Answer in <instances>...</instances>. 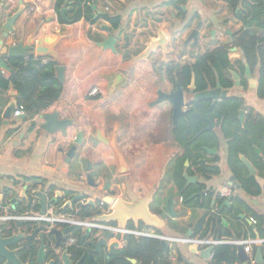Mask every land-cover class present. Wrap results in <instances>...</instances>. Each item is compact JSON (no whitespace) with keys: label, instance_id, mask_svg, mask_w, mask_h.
<instances>
[{"label":"crops","instance_id":"crops-1","mask_svg":"<svg viewBox=\"0 0 264 264\" xmlns=\"http://www.w3.org/2000/svg\"><path fill=\"white\" fill-rule=\"evenodd\" d=\"M12 1L17 4V0ZM24 1L29 3L30 9L25 11L17 22L18 26L23 27L24 39L27 40L34 35V42H37L43 36L47 46L61 40L57 47L61 63L57 65L66 67L65 82L61 97L40 115L30 119L24 114L25 119H13L9 125H5L1 118V112L10 100L9 91L0 92V101H2L0 195L4 196V203L0 202V208L4 209L0 210L25 211L29 202L23 192L25 191L28 196V192L33 193L45 187L52 190L51 197H54L56 192H61L64 202L72 195L95 193L93 190L99 192L101 198L107 197L109 193L104 188L108 181L111 183L110 190L120 187L115 175L117 161L113 149L98 141L96 137L99 135L107 140L111 139L116 129L117 143L133 164L132 174L128 179L130 187L139 196L154 192V202L150 210L158 217L163 214L162 208L171 196L175 202L174 211L178 215L174 219L167 217L162 229L146 227L142 222L138 227L131 223L129 229L133 225L134 231L148 233L152 235L149 238L155 239L186 237L188 231L192 232V238L216 239L214 235L203 238L202 234L212 214L222 215L221 207L226 199L219 196V191L224 186H231L230 180L235 177L228 162L229 141L221 133L218 122L212 121L216 124L213 131L219 135V146L207 148L217 151L211 154L206 149V156L201 163L218 156L221 174L205 178L195 170L189 176L198 177L197 183L205 189L206 195L212 193L214 199L209 208L199 206L204 202L207 203V200L203 199H195L193 206L187 207L181 202L183 191L175 182L172 173H175L179 162H183V166L184 164L186 166V163L192 161H185L186 152L174 139L173 106L167 102L158 105L154 103L158 99L160 89L169 92L172 88L167 78L169 68L174 67L176 72H180L184 67L195 64L199 56L218 47L228 46L231 48L229 53L231 68L240 76L241 86H235V79L232 73H229L234 81V87L222 89L228 91L227 97L244 99L245 106L242 110L245 113L244 122L251 110L264 117V89L259 91L258 74L256 71L252 72L258 87L251 88L245 74L247 63L241 50L233 47V35L243 29V23L236 19L226 0H188L184 6L173 5V0H99L92 6L93 20L81 19L76 23L67 22L73 16L70 6L64 7L68 9L65 13L66 19L63 18L62 13L56 11L58 0H44L41 3L37 0ZM73 1L75 3V0H70L69 4ZM243 1H246L244 8L247 9H252L255 3L261 1L264 5V0ZM262 4L260 7L263 6ZM105 16L114 19L117 25L107 20ZM199 23H203V27L199 42L196 44L189 38ZM252 31L264 36V32L257 29ZM160 32L170 39L167 55L164 56L162 49H159L147 61L134 63L132 59L143 52L146 45L157 38ZM111 37L116 40L115 51L100 46L104 40ZM14 41L8 40V44ZM31 58L35 59L27 57L24 60L28 61ZM5 60L9 62V59ZM42 60L45 63L52 61ZM112 72H120L129 83L112 98H108L107 81L104 77ZM156 72H161L157 76L158 80L163 79L164 86H154ZM9 73V70H3L5 78L9 77ZM96 88L99 89V94L91 95L92 90ZM191 104H187V111ZM52 113H58L61 120L73 123L67 129V137L61 131L47 134L41 129L44 123L41 119L42 115ZM12 130L13 133L9 135ZM79 132L83 133V143L77 147L76 158L67 162V154L75 146ZM260 151L262 156L263 152ZM87 159L93 163V172L89 174L95 177L98 190L87 184L88 173L85 171ZM256 170L257 175L254 177L261 187V194L249 196L242 187L240 190L232 186L231 188L233 195L240 196L250 209L264 215V173L261 175L257 168ZM103 173L108 174V177H104ZM127 177L126 174L124 178ZM184 180L183 190H186L192 183L185 187L186 179ZM236 181L241 186L237 179ZM35 182L40 183L37 188H34ZM125 193L126 187L122 186L116 198L124 197ZM219 197L223 199L221 203L218 201ZM12 199L16 200L13 204H11ZM36 201L35 199L34 202ZM232 204L231 202V207ZM100 208L103 212L109 210V207L105 206ZM225 209L229 208L225 207ZM238 209L237 218H234L235 212L222 215L224 232L230 230L233 233L235 231L241 233L248 228L255 231L256 221L247 211L241 207ZM38 212L40 210L26 214ZM241 215L245 217L241 218ZM247 220L253 221L254 228ZM29 225L40 226L35 222H30ZM157 231H160L161 235H157ZM84 234L85 231L80 228V231L69 234V237L77 239ZM123 237L125 236H115L108 243L118 242L119 248H122ZM206 248L200 246L201 251ZM169 252L172 264H210L211 262L200 255L190 253L189 246L184 244L170 243ZM108 253V247H105L102 249V255L98 254L102 257Z\"/></svg>","mask_w":264,"mask_h":264},{"label":"trees","instance_id":"trees-1","mask_svg":"<svg viewBox=\"0 0 264 264\" xmlns=\"http://www.w3.org/2000/svg\"><path fill=\"white\" fill-rule=\"evenodd\" d=\"M99 0H75V3L70 5V0H58L56 4V11L60 14L62 9L70 6V12L73 14L67 22L76 23L81 19L93 20L92 6ZM188 0H173L172 4L175 6H184ZM230 10L234 13L236 19L243 23V29L233 35V47L241 50L246 63L250 66L252 72H257L260 80L259 91L264 89V36L253 32V29L264 32V5L261 2L255 3L252 9L244 8L245 2L243 0H226ZM261 4L263 5L262 7ZM107 20L115 23L116 21L108 16ZM63 19V18H62ZM64 21V19H63ZM231 48L228 46L218 47L215 50L199 56L192 66L184 67L180 72H176L174 67L169 68L167 78L174 85L176 81L180 83L181 87L187 89L191 84L192 75L196 79L197 91L202 92L211 88H216L217 83L221 84L224 89H231L234 87V81L231 74V62L229 53ZM9 70V77L5 78L3 69H0V92H7L12 87L18 91L17 102L19 106L24 107L25 114L28 118L33 119L40 115L46 108L56 102L63 93V84L56 77L57 64L53 61L44 62L43 60L29 59H11L7 63ZM228 74V75H227ZM232 75V74H231ZM262 95V93H261ZM245 102L240 97H226L215 106L212 102L201 100L194 102L186 113V117L179 121L176 128L173 129V136L175 141L180 144L186 154L185 161H194L195 166H199L197 173L202 177L208 178L219 176L221 169L218 166L220 161L218 156L213 157L212 160H206L201 163L206 156L207 148H216L219 146V135L216 131H209L200 135V132L209 126L210 121H217L219 129L223 136L229 141V167L234 176L241 184L242 190L249 196H257L261 194V187L254 176L249 175V171L240 157H246L261 175L264 173V117L251 110L245 117V122L240 121V112L243 110ZM13 130L9 132V135ZM256 149L262 150V156L257 154ZM183 164L180 166V173L178 184L182 189V196L184 204L188 207L193 206L195 200L190 199L194 193L193 189L183 190ZM182 176V177H181ZM40 183L35 182L34 188H37ZM30 202L25 211H10L8 213L13 215H24L31 211H39L40 205L34 197L28 192ZM214 197L207 194L203 200H207L200 204L201 208L210 207ZM218 201L221 203L223 199L220 197ZM232 207L225 209L221 214H228L235 212L234 218L239 216V207L247 211L256 221V230L251 228L239 233H234L230 230L224 232V225L222 222V215L212 214L207 221L206 230L202 237L208 238L214 235L216 239L225 241H246V240H264V215H261L250 209L245 201L240 196L233 195L231 197ZM237 207V208H236ZM100 210V209H99ZM97 207L76 206L73 209L67 208L62 214H76L84 219H93L96 215L101 214ZM13 230H17L12 223ZM40 228L45 231V226L31 227L28 229L35 231ZM134 230L133 225L130 227ZM142 230V228H140ZM198 233V232H197ZM77 233H75L76 235ZM157 235H161L157 231ZM77 236V235H76ZM81 238V237H78ZM124 242L122 248H114L105 256H100L94 252L91 243L82 242L80 240L79 246L70 248L68 253L74 264H77L83 259L82 264H132L129 260L135 259L142 264H172L170 252L166 254L162 249L161 240L149 237H135L133 235H126L121 238ZM215 239V240H216ZM261 249L264 259V243L253 247L254 257ZM21 260L29 264H37V248L25 247L19 254ZM181 257V256H180ZM56 259V264H62L56 257H49L48 260ZM237 245L224 244L218 245L215 248L214 256L210 264H238ZM0 264H3L1 261ZM247 264H250L249 262Z\"/></svg>","mask_w":264,"mask_h":264},{"label":"water","instance_id":"water-1","mask_svg":"<svg viewBox=\"0 0 264 264\" xmlns=\"http://www.w3.org/2000/svg\"><path fill=\"white\" fill-rule=\"evenodd\" d=\"M44 0H37L41 3ZM72 4V3H70ZM30 9L29 3L24 0H17V4H14L12 0H0V69L8 70L7 61L5 59H24L27 57H34L35 59H49L60 64V53L57 49L60 41H56L52 45H45L44 37L42 36L37 42H34V35H31L27 40L24 39L23 27L18 26L17 22L20 20L22 15ZM68 9H62L61 13L64 19L65 13ZM203 27V23H199L198 27L194 29L190 35L189 40H194L198 44L200 39V31ZM15 40L14 43L8 44V40ZM170 39L163 32L158 34V37L152 39L149 44L146 45V48L139 55L134 57L133 62H142L147 61L152 54L156 53L159 49H162L163 55L168 53V44ZM116 40L111 37L107 40H104L100 44L106 49H111L115 51ZM246 77L249 80V86L256 89L258 83L252 77V71L248 64H245ZM65 71L66 67L62 65L56 66V77L63 84L65 82ZM235 79V86H241V78L235 72L231 71ZM107 81V97L112 98L116 92L125 88L129 80L122 75L120 72H112L109 75L104 77ZM190 94L193 93V90H196L195 86V76L193 77L192 86L190 87ZM8 96L10 97L9 102L3 108L1 112V118L4 121L5 125H9L13 120L14 112L18 108V91L13 87L9 90ZM228 96V91L223 90L221 84L218 83L217 88L197 92L190 99V103L199 102L201 100L211 101L213 106L222 99ZM187 93L184 88L181 87L180 83H176V87L172 88L169 92L163 91L160 89L158 91V99L155 101V105L161 103H170L173 106V115L172 119L174 126H176L179 118H185L187 113V103H186ZM2 106V101H0V107ZM244 111L240 112V121L243 124L244 122ZM25 115L21 119H25ZM41 119L44 121L41 129H43L47 134H54L58 131H61L65 137L68 136V127L73 125L68 120H61L58 113L42 115ZM209 127L201 131L200 134L212 131L216 124L209 120ZM98 141L110 146L115 154V160L117 161L116 177L118 179L124 177L126 174L132 173L133 164L132 161L128 159L122 149L117 143V130L115 129L114 135L111 139H105L101 136L96 137ZM83 143V133L79 132L76 140L75 146H73L67 154V162L76 158L77 147ZM207 151L211 154L216 153V149ZM257 153L260 154L261 151L256 149ZM241 161L247 167L251 176L257 175V170L254 165L244 156L240 157ZM93 163L89 159L86 160L85 171L87 174V184L92 188H97L95 183V177L92 174L93 172ZM91 173V174H89ZM126 173V174H125ZM184 177L187 180L188 187L191 183H196L198 177H191L184 173ZM230 185L237 189H241V186L238 185L235 177H232L230 180ZM106 191L112 195H108L103 199V205L107 208L109 207L108 212H101L100 216L95 217L91 220L95 223L101 224H111L116 225L120 229H129V225L132 223L135 227L139 226V223L142 222L146 227L162 229L165 226V221L167 217L172 219L176 218L178 215L174 211L173 198L170 196L166 201L165 206L162 208L163 214L161 217L154 215L150 208L151 204L154 202V192L149 193L146 196H139L135 191L126 185V195L127 198L118 197L116 195L121 187H117L114 190H110L111 183L108 181ZM51 189L37 190L31 193V196L34 197L40 205V214H53L54 216L61 215V212L67 208H73L76 203L81 200L82 196H78L73 200H68L62 207L60 202L63 201V195L61 192H56L54 197H51ZM23 195L30 202V198L27 196L26 192H23ZM1 204L4 203V196L0 195ZM16 200L12 199L11 204L15 203ZM64 202V201H63ZM92 203V202H91ZM93 204V203H92ZM213 204H215L213 202ZM231 207V198L224 200L221 210L224 208ZM50 210L52 212L50 213ZM244 215H241V218H244ZM247 222L254 228L253 221L247 220ZM12 223H2L0 222V262L3 264H29L21 260L19 254L25 248H37L36 262L37 264H47L49 257H56L61 261L62 264H73L71 261V256L68 253V250L64 249L65 238L67 235L78 231L79 226H70L65 227L64 229H52L51 231H41L40 228L35 231L28 229L30 222L18 221L14 223L16 231L13 230ZM97 235V236H96ZM192 232L188 231L186 237H191ZM115 237L113 232H105L101 235H98L97 232H94L92 229H87L83 235V240L91 239V246L94 248V252L102 255V249L108 247V252H111L112 249H119L118 242L108 243L110 239ZM162 244V249L166 254L169 251L170 243L165 239H160ZM217 241L219 239H216ZM189 251L192 254L200 255L206 261L212 259V254L215 251V247L210 246L203 251L200 250V246L197 244L190 245ZM237 257L240 263H248L249 256L246 252L244 245H237ZM255 259L257 264H264L263 255L261 249L259 248ZM132 264H142L138 263L135 259L129 260ZM56 259L49 260L48 264H55ZM83 259L77 264H82Z\"/></svg>","mask_w":264,"mask_h":264},{"label":"built area","instance_id":"built-area-1","mask_svg":"<svg viewBox=\"0 0 264 264\" xmlns=\"http://www.w3.org/2000/svg\"><path fill=\"white\" fill-rule=\"evenodd\" d=\"M99 94V89H93L91 92V95L96 96ZM25 114V109L22 106H18L17 110L14 112L13 119L19 120L23 115ZM233 189L231 186H224L219 191V196L223 199H229L233 196ZM0 209H4L1 207ZM0 210V222L2 223H8V222H18V221H24V222H35L38 223L40 226H45L46 231H51L52 229H64L65 227L70 226H79L84 231L86 229H92L98 232L99 234H103L105 232H113L115 236H126V235H133L136 237H152V235H149L148 233L138 232L130 229H120L116 225L111 224H101V223H95L91 220L86 221L79 218H76L74 216L61 214L59 216H54L51 212V214L41 215L40 212L35 214H24V215H13L8 212H3ZM159 239H165L169 243H179L184 244L187 246L197 244L199 246L203 247H216L218 245L222 244H234V245H244L246 252L249 256V263L250 264H257V261L253 254V247L258 246L264 243V240H242V241H225V240H215V239H199V238H192V237H158ZM75 238L70 239L69 243L73 244L75 242ZM214 256V253L212 254V258ZM212 260V259H211Z\"/></svg>","mask_w":264,"mask_h":264},{"label":"flooded vegetation","instance_id":"flooded-vegetation-1","mask_svg":"<svg viewBox=\"0 0 264 264\" xmlns=\"http://www.w3.org/2000/svg\"><path fill=\"white\" fill-rule=\"evenodd\" d=\"M30 6V5H29ZM193 77H194V75H192V80H191V84L187 87V89H185V91H186V93H187V97H189V98H187L186 97V103L188 104V103H190V99H191V96H193L194 94H196L197 92H199V91H197V87H196V90H193V93L192 94H190V93H188V92H190L191 91V89H190V87L192 86V82H193ZM234 77V76H233ZM171 85H172V88H175L176 87V84L174 85L173 83H171V82H169ZM176 83H177V81H176ZM219 83V82H218ZM218 83H217V85H218ZM195 86H196V79H195ZM171 88V89H172ZM217 88V87H216ZM211 89H215V88H211ZM211 89H208V90H211ZM207 91V90H206ZM203 92V91H202ZM188 100V101H187ZM211 102V101H210ZM194 103V102H193ZM212 105H213V103H212ZM181 119H183V118H179V120H178V122H177V124H176V126L174 127V122H173V129L174 128H176L177 127V125L179 124V121L181 120ZM210 125V124H209ZM209 127V126H208ZM205 130V129H204ZM213 131V130H212ZM201 135V134H200ZM193 162V163H192ZM191 163H186V166H185V164H184V167H183V179H185V177H184V173L185 172H187V174L189 175L190 173H192L193 171H195L196 170V172L198 171L197 169L199 168V166L197 167V166H195V163H194V161H192ZM201 162V161H200ZM183 164V162H179V166H177V168H176V170H175V173H172L173 174V178H174V180H175V182H177L178 183V181H179V178L177 177V176H179L178 174L180 173V171H179V169H180V166ZM193 167H195V168H193ZM194 169V170H193ZM131 174L132 173H130V174H128L127 176V179H125L124 177H122V178H120V179H118V181H119V186L122 188V186H125L126 187V185L127 186H130V180H128V179H130L129 177L131 176ZM103 176L104 177H108V174H106V173H103ZM191 177H195V176H191ZM198 182V181H197ZM192 183L189 187H188V189H193L194 190V193L195 194H193L192 196H191V198L190 199H192V200H198V199H205V197L207 196L206 195V191H205V189L200 185V184H198V183ZM97 185V184H96ZM186 185H187V180H186V182H185V187H186ZM98 186V185H97ZM106 187H107V185L105 184V190H106ZM103 189V190H104ZM185 189V188H184ZM187 189V190H188ZM97 190H98V188H97ZM95 193H90V194H86V193H84V194H79V195H75V196H71L70 197V199L69 200H73L74 198H76V197H78V196H82L81 197V200L78 202V203H76L75 205H74V207H76V206H89V205H92V206H95V207H97L98 208V210L100 209L101 210V206L103 207L104 205H103V199H104V197H102L101 198V195H100V193L99 192H97V191H95V190H93ZM185 191V190H184ZM109 193V192H108ZM94 194V195H93ZM108 195H112V192L111 193H109ZM124 198H127V195H126V193H125V196H124ZM93 204H92V203ZM181 202H183L184 203V198H182L181 199ZM65 204V202H63V201H61L60 202V206L59 207H62L63 205ZM73 207V208H74ZM72 208V209H73ZM99 210V211H100ZM102 211V210H101ZM63 212V211H62ZM67 215H70V216H74V217H76V218H79V219H82V220H85L84 218H81L80 216H77L76 214H67ZM98 216H100V214L99 215H96L95 217H98ZM94 217V218H95ZM87 230V229H86ZM86 230H85V232H86ZM78 231H80V229L78 230ZM94 232H97V231H95L94 230ZM97 234H98V232H97ZM99 235H101V234H99ZM70 235H67L66 236V238H65V243H64V249H66V250H69L70 248H73V247H77V246H79V243H80V240L82 241V242H86V241H88V240H83V236L81 237V238H77L76 240H75V242L73 243V244H70L69 243V241H70V237H69ZM102 236V235H101ZM91 239H89V241L87 242V243H91ZM72 261V260H71ZM73 262V261H72ZM49 262H47V264H48ZM55 264H56V262H55ZM74 264V263H73Z\"/></svg>","mask_w":264,"mask_h":264},{"label":"rangeland","instance_id":"rangeland-1","mask_svg":"<svg viewBox=\"0 0 264 264\" xmlns=\"http://www.w3.org/2000/svg\"><path fill=\"white\" fill-rule=\"evenodd\" d=\"M158 73L160 74L161 72H156L155 73V84H154V86H156V87H161V86H164L165 85V82H163V79H159L158 80ZM158 75V76H157ZM162 75V74H161ZM157 76V77H156ZM158 80V81H157Z\"/></svg>","mask_w":264,"mask_h":264}]
</instances>
